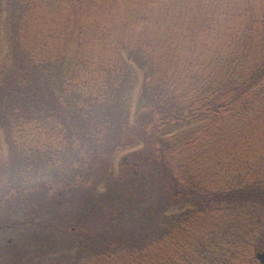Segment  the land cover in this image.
<instances>
[{
  "label": "trees",
  "instance_id": "16d2710c",
  "mask_svg": "<svg viewBox=\"0 0 264 264\" xmlns=\"http://www.w3.org/2000/svg\"><path fill=\"white\" fill-rule=\"evenodd\" d=\"M137 149L149 234L17 264H261L264 0H0V177L43 155L72 186Z\"/></svg>",
  "mask_w": 264,
  "mask_h": 264
},
{
  "label": "rangeland",
  "instance_id": "374dc122",
  "mask_svg": "<svg viewBox=\"0 0 264 264\" xmlns=\"http://www.w3.org/2000/svg\"><path fill=\"white\" fill-rule=\"evenodd\" d=\"M129 150L110 156V163L97 159L103 172L72 186L42 179L48 170L43 155H15L5 174L9 180L0 177V264L23 263L36 250L46 259L71 258L107 245H133L141 232L149 234L158 192L149 172L136 165L146 153Z\"/></svg>",
  "mask_w": 264,
  "mask_h": 264
},
{
  "label": "water",
  "instance_id": "95a60500",
  "mask_svg": "<svg viewBox=\"0 0 264 264\" xmlns=\"http://www.w3.org/2000/svg\"><path fill=\"white\" fill-rule=\"evenodd\" d=\"M256 258L261 264H264V251L257 252Z\"/></svg>",
  "mask_w": 264,
  "mask_h": 264
}]
</instances>
